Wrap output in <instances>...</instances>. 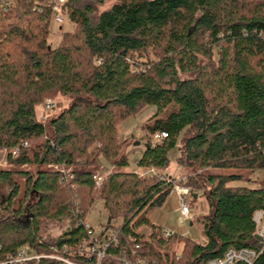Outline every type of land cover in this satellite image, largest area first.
I'll return each mask as SVG.
<instances>
[{"label": "trees", "instance_id": "1", "mask_svg": "<svg viewBox=\"0 0 264 264\" xmlns=\"http://www.w3.org/2000/svg\"><path fill=\"white\" fill-rule=\"evenodd\" d=\"M7 1L0 264L23 248L41 257L18 264H97L98 251L100 264H208L230 248L253 250L251 264H264L254 220L264 211V0H113L99 12L106 0H65L74 29L54 48V0ZM57 97L69 105L39 119L36 108ZM148 105L155 112L137 136L146 144L137 165L167 168L179 144L180 167L203 171L184 183L208 205L197 217L202 241L165 236L149 220L174 178L128 169L124 147L136 135L120 141L118 123ZM102 160L112 169L97 186ZM98 201L111 222L93 235L87 216ZM50 221L68 226L52 236Z\"/></svg>", "mask_w": 264, "mask_h": 264}, {"label": "rangeland", "instance_id": "2", "mask_svg": "<svg viewBox=\"0 0 264 264\" xmlns=\"http://www.w3.org/2000/svg\"><path fill=\"white\" fill-rule=\"evenodd\" d=\"M113 0H106L102 6L99 7L98 12L102 11L110 5H112ZM61 16L63 18L62 23L56 22L54 19L51 21L50 26V36H49V45L51 47H56L61 39L62 33L65 31H71L74 29V25L67 19L65 15L61 13ZM47 100H51L54 103V108L47 110L44 106L45 102ZM43 105H39L37 110V117L39 119H42L43 116L52 115L55 113H59L64 107H67L70 103V98L66 97H57L55 99H46ZM155 112V107L152 105L146 106L143 110L138 112L135 116H131L129 118H126L118 123V138L120 141L125 140L132 134H135L136 137H133L129 140V144H126L124 147V152L127 154L129 158V170H141L143 173L141 175H149L153 174L151 172L147 173L144 171V168H141L137 165V160L140 158L142 151L145 149L146 144L144 141L136 140L137 136L143 134L142 126L153 113ZM135 140V141H134ZM154 141H156V137L153 138ZM139 142V143H138ZM178 145L177 144L170 152V164L167 168L161 169L159 171V174L166 175L168 174L170 177L174 179L181 178L182 176H194L197 174L202 173V170H199L197 172L193 171L190 167H180V165L176 161V157L178 156ZM6 158V152L0 151V167L7 168L8 164L5 163ZM101 166L99 168V174L100 175H106L108 174L112 167L104 160L101 162ZM149 169V168H148ZM140 174V173H139ZM261 179H264V171H260V174H258ZM253 177H257V175L254 173ZM249 184V183H247ZM250 185H255L253 183H250ZM190 192L193 191L190 189ZM194 194L197 195V197H194L192 195L191 197L186 196L187 205L189 208L192 209L191 212V219H188L186 222H183L181 219V213L179 211V204L180 201L178 199V195H176L175 192H173L167 199L166 203L163 206H158L152 209V219L157 224H161L162 227L165 229L169 226L167 225H175L181 232H187L186 235L193 238L197 241H202L205 239L203 229L201 224L197 221V217L201 214H204L206 210V200L203 195L202 191L195 192ZM6 196V191L0 188V203ZM208 212V211H207ZM110 216L107 214L106 210L103 207L102 201H98L95 204V208L91 213L88 214L87 219L92 224V227L94 229L95 234L100 233L108 223V218ZM121 222L120 217H116L112 219L113 225H118ZM68 224L66 222L58 223L57 221H50L48 223L47 227V233L50 235H56L60 231L66 229ZM178 247V246H177ZM177 249H180L178 247ZM135 264V263H132Z\"/></svg>", "mask_w": 264, "mask_h": 264}, {"label": "built area", "instance_id": "3", "mask_svg": "<svg viewBox=\"0 0 264 264\" xmlns=\"http://www.w3.org/2000/svg\"><path fill=\"white\" fill-rule=\"evenodd\" d=\"M64 1L65 0H54L55 4L53 6V10H54L53 19L58 23L63 22V18L61 16V4ZM9 6H10V2H8L7 0H0V11H7ZM44 106L47 110H49V109L54 108V103L51 100H47ZM165 136H166L165 133H162L159 136H156V141L161 140ZM13 153L17 154V151H14ZM160 170L161 169L151 167L147 169V173L151 172L153 174H159ZM63 171L65 172L68 170L64 168ZM187 178L188 176L186 175V176H182L181 178L173 180V191L178 195V198L180 201L179 211L181 213V219L183 222H186L188 219H191V212H192V209L189 208V206L187 205V201H186V196L188 197L192 196V193L190 192L189 187H186L184 185V183L187 181ZM101 181H102V177L99 174L95 177L96 185L100 186ZM254 220L257 223V235L262 238V241L264 243V211H257L254 215ZM87 227L89 229L88 232L94 235L95 233H92V230L90 229V226L88 224H87ZM172 233L174 232L168 229H164L165 236H169ZM92 250L94 251V248ZM49 256L61 259L57 256H52V255H49ZM256 256H257V253L253 250H248V249L235 250V249L230 248L229 250L225 252V254L222 257L211 259L208 262V264H235V262L239 260L240 261L242 260V261H245L251 264L253 260L256 258ZM40 257L41 255L30 254L27 248H23L20 250V252L18 253V256L14 260L6 261L3 264H9V263L18 264L19 262H27L31 259H39ZM102 257H103V252L98 251L97 252V258H98L97 264H100V260ZM67 262L70 264H75L69 261Z\"/></svg>", "mask_w": 264, "mask_h": 264}, {"label": "crops", "instance_id": "4", "mask_svg": "<svg viewBox=\"0 0 264 264\" xmlns=\"http://www.w3.org/2000/svg\"><path fill=\"white\" fill-rule=\"evenodd\" d=\"M136 172H138V173H143L141 170L139 171H137V170H135ZM144 171H146V169L144 170ZM174 192V191H173ZM172 192V193H173ZM171 193V194H172ZM170 194V195H171ZM169 195V196H170ZM177 195V194H176ZM168 199V198H167ZM179 199V198H178ZM167 201V200H166ZM166 201L163 203V205L166 203ZM163 205H161V206H163ZM180 205V204H179ZM206 205H207V203H206ZM180 207V206H179ZM207 211H208V205H207V207H206V210H205V212H204V214L205 213H207ZM149 220H150V222L153 224V225H157V226H162L161 224H157L156 222H154L153 221V219H152V210L149 212ZM167 226H169L168 227V230H171V231H173V232H179V233H182V234H184V235H186V233L185 232H181L175 225H172V224H170V225H167ZM165 229H167V228H165ZM142 231H143V233L144 234H146V235H148L150 232H151V229L149 228V227H147V226H145V227H143L142 228Z\"/></svg>", "mask_w": 264, "mask_h": 264}, {"label": "water", "instance_id": "5", "mask_svg": "<svg viewBox=\"0 0 264 264\" xmlns=\"http://www.w3.org/2000/svg\"><path fill=\"white\" fill-rule=\"evenodd\" d=\"M50 48V47H49ZM139 143V142H138ZM194 197H197V195L196 194H194ZM111 222V217H109L108 218V223H110ZM257 238L259 239V240H262V238L260 237V236H258L257 235Z\"/></svg>", "mask_w": 264, "mask_h": 264}]
</instances>
